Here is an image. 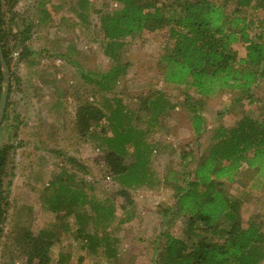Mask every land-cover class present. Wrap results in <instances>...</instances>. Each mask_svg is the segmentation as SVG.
Listing matches in <instances>:
<instances>
[{
  "label": "rangeland",
  "instance_id": "1",
  "mask_svg": "<svg viewBox=\"0 0 264 264\" xmlns=\"http://www.w3.org/2000/svg\"><path fill=\"white\" fill-rule=\"evenodd\" d=\"M212 1L227 11L234 7L232 0ZM118 7L112 0L2 2L3 29L8 32L10 95L0 122V147L8 144L13 149L1 185L10 206L0 227V264L24 263L17 241L23 229L34 235L43 231L55 242L49 250V264H151L155 247L164 244L160 234L165 230L193 245L202 239L217 241L202 224L184 237L186 223L180 217L170 215L163 222L162 209L174 203L172 187L164 179L167 173L169 180L182 170L181 155L188 150L192 154L183 164L191 173L219 127L232 128L243 116L264 121V83L258 82L251 89L253 102L235 91L203 98L188 86L169 85L158 62V32H144L119 41L118 62L127 67L111 87L101 90L94 76L99 79L107 75L116 64L105 50L107 41L99 18ZM247 12L252 35L261 30L263 20L261 12ZM28 22L32 23L30 39L20 45L13 38ZM23 46L29 50L26 57L21 56ZM235 48L243 56V49ZM85 101L99 107L104 118L91 123V131L82 136L77 132L76 111ZM194 109L202 118L199 136L191 126ZM116 111L122 112L118 119L124 126L146 132L144 146L150 145L145 177L135 187L124 185L121 178L116 180L104 161L106 138L117 127L109 115ZM19 142L26 146L18 147ZM57 179L64 180L61 183L68 186V193L63 195ZM123 187L129 202L116 195ZM221 189L238 207L236 217L232 214L231 221L225 220L237 219L241 228L252 222L264 226L263 176L243 165L233 181L225 182ZM71 192L114 206L112 216L116 219L103 234L109 233L116 240V258L109 260L100 252L91 254L80 243L75 216L88 215V204L85 210L79 208L69 216L68 205L59 212L52 211L57 201L65 204ZM121 206H125L124 211ZM126 217L129 220L119 224ZM93 224L86 230L92 232ZM259 248L262 259L257 264H264V244Z\"/></svg>",
  "mask_w": 264,
  "mask_h": 264
},
{
  "label": "trees",
  "instance_id": "2",
  "mask_svg": "<svg viewBox=\"0 0 264 264\" xmlns=\"http://www.w3.org/2000/svg\"><path fill=\"white\" fill-rule=\"evenodd\" d=\"M3 1L12 5L18 0H0V50L10 72L8 45L5 43L8 32L3 29L1 10ZM112 1L119 7L103 14L99 23L107 41L105 50L116 65L107 75H101L99 79L94 76V83L101 90L111 87L127 67L118 62L116 51L120 47L119 41L138 37L144 32H158L157 43H161L158 62L164 82L193 88L203 98L213 97L221 91H235L249 102L255 101L251 89L258 82L264 83V0H232L234 7L230 11L212 0ZM248 9L261 12L263 20L261 30L252 35L248 32L249 24L245 18ZM31 29L32 23L28 22L13 39L17 38L20 45L25 44L30 39ZM235 46L243 49V56H239ZM21 53L22 57H26L29 50L23 46ZM2 81L0 63V95ZM7 92L8 98L9 84ZM193 113L191 126L195 135L199 136L203 132L202 118L195 109ZM118 115L122 116V112H111L109 115L110 121L115 120L117 127L106 138L104 161L116 180L121 178L124 185L135 187L145 177L150 145L146 143L147 147L144 146L146 132L124 126ZM76 117V124L80 126L77 132L84 136L91 131V123L103 119L104 114L99 107L85 101L78 106ZM124 120L129 123V119ZM212 140L210 148L197 159L191 173L184 170L186 164H183L189 162L190 150L181 155L179 166L182 170L174 172L175 178L167 180L170 175L167 173L164 181L172 187L174 203L163 208L161 215L163 222L170 215L180 217L186 223L184 237L197 224H202L203 230L209 236H216L217 241L202 239L193 245L184 238L172 237L165 230L160 234L164 244L155 247L151 264H257L262 259L259 246L264 244V226L252 222L241 228L237 219L230 222L238 209L237 202L226 197L221 187L225 182H232L243 165L264 177V121L243 116L232 128L219 127ZM197 142L198 138L194 144ZM17 146H26V143L19 142ZM12 149L8 144L0 147V227L10 206L1 185ZM56 181L63 195L68 193V186L65 188L61 183L64 180ZM116 195L129 202L124 187ZM61 204L57 201L52 211L59 212L68 205V216L79 208L82 211L88 204L89 210L84 209L89 212L88 215L75 216L80 226L77 235L80 243L91 254L100 252L109 260L117 257L114 248L116 240L109 233L103 234L105 227H111L116 219L112 216L114 206L107 207L94 198L87 199L81 192H71L68 201ZM121 209L124 211L125 206ZM128 220L129 217H126L119 224ZM92 222L95 228L90 232L86 226ZM17 241L20 244L19 254L25 259L23 264L50 263L49 250L55 242L48 234L40 231L34 235L23 229Z\"/></svg>",
  "mask_w": 264,
  "mask_h": 264
},
{
  "label": "water",
  "instance_id": "3",
  "mask_svg": "<svg viewBox=\"0 0 264 264\" xmlns=\"http://www.w3.org/2000/svg\"><path fill=\"white\" fill-rule=\"evenodd\" d=\"M0 63H1V67H2V73H3V86H2V92L0 95V122L2 120L3 114H4V109H5V105H6V100H7V67L6 64L4 62L3 56L1 54V50H0Z\"/></svg>",
  "mask_w": 264,
  "mask_h": 264
}]
</instances>
